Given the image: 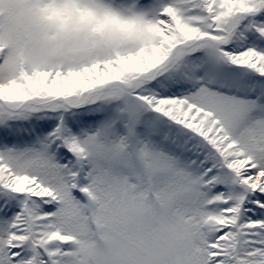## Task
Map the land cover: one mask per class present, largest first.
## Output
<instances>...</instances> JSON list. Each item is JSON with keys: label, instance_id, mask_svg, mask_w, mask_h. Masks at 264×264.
<instances>
[{"label": "snow or ice", "instance_id": "obj_1", "mask_svg": "<svg viewBox=\"0 0 264 264\" xmlns=\"http://www.w3.org/2000/svg\"><path fill=\"white\" fill-rule=\"evenodd\" d=\"M0 264H264V0H0Z\"/></svg>", "mask_w": 264, "mask_h": 264}]
</instances>
